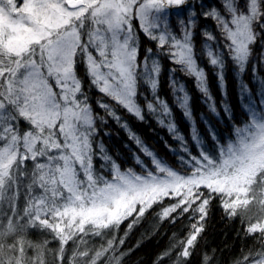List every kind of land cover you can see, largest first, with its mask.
<instances>
[{
  "label": "snow or ice",
  "instance_id": "1",
  "mask_svg": "<svg viewBox=\"0 0 264 264\" xmlns=\"http://www.w3.org/2000/svg\"><path fill=\"white\" fill-rule=\"evenodd\" d=\"M202 21H212V30L201 32ZM194 35L213 42L204 47L221 82L226 58L244 73L255 45L264 44V0H217L215 6L200 0H0V208H8L0 212V264H47L48 241L27 240L28 229L53 234L59 242L56 264H120L123 239L115 232L135 213L131 229L164 198L176 203L162 218L179 209L195 219L179 241L175 264L192 255L217 199L225 215L240 217L244 231L258 241L233 264H264V95L258 105L250 101L243 124L224 142L217 140L214 154L201 147L198 156L182 158L190 165L186 175L134 134L152 157L151 169H122L97 143L107 121L93 103L118 123L108 101L142 120L141 83L153 95L147 110L159 113L165 125L171 112L157 95L162 57L193 76L211 100ZM141 36L154 45L143 48ZM91 89L102 98L93 101ZM247 91L241 83V92ZM180 103L191 119L186 93ZM166 126L187 152L175 123L167 120ZM193 139L201 143L195 129ZM97 157L104 161L99 167ZM86 237L104 242L93 247ZM70 242L75 248L69 256ZM212 259L205 254L202 264Z\"/></svg>",
  "mask_w": 264,
  "mask_h": 264
},
{
  "label": "trees",
  "instance_id": "2",
  "mask_svg": "<svg viewBox=\"0 0 264 264\" xmlns=\"http://www.w3.org/2000/svg\"><path fill=\"white\" fill-rule=\"evenodd\" d=\"M200 2L205 6H215L217 0H200ZM197 10L199 11V9ZM176 19V17H172L173 21ZM205 29L212 30V21H202L200 31ZM141 40L143 48L154 45V42L144 40L143 36H141ZM194 42L197 63L207 77L211 100L200 91L193 76L186 74L180 70L179 66L162 57L157 95L168 105L171 112L170 117L166 118L165 125L159 122V113L153 114L147 110L146 104L153 100V95L151 89L144 83L139 85L137 96V102L143 110L144 119L142 120L123 107L108 101L120 117L118 123L93 103L95 110L104 115V119L107 121L99 127L97 143L103 144L107 154L122 169L132 168L141 172L145 167L148 169L153 167L151 165L152 157L147 156L141 145L132 138V134H134L143 147L147 148L154 156L186 175L189 167L182 158L189 159V153L192 156H198L201 147L214 154L217 140L220 142L227 140L232 135L233 128L242 125L245 121L249 99L251 98L255 105L259 104L258 95L264 93V52L261 51L264 44L255 45L254 55L244 73L238 72L232 62L226 58L224 80L221 82L218 79L217 69L208 62L204 47L205 43L213 42H205L202 36L195 35ZM216 50H220L218 42ZM78 74L82 78L85 77L83 65L79 66ZM241 83L247 86V92H241ZM179 88H183L184 91L178 92ZM185 93L188 97V109L192 114L191 119L185 117L184 108L180 103V97ZM89 95L93 101L102 98V94L96 92L95 89H91ZM103 99L107 100L106 97ZM210 105H215V112L211 110ZM167 120L175 123L177 132L184 138L187 152L184 151L181 141L169 132L166 126ZM193 129L199 137L200 144H197L193 139ZM137 159L141 161V164H137ZM94 162L98 167L104 164V161L99 157ZM101 170L105 173L108 171L107 168ZM175 203L176 199L164 198L162 201L154 203L144 216L133 224L131 229L128 228V225L135 219V213L120 225L119 230L115 232L117 240L123 239V244L119 248V252L123 253L120 264H175L176 252L181 247L179 241L187 237L191 225L195 223V219L192 218L193 213L187 212L181 215L179 209L169 217L162 218L163 210ZM210 208L209 216L203 222L204 231L198 237L197 246L191 250L192 255L183 264H202V257L205 254L213 258L212 264H233L234 260L249 249L258 246L256 238L247 235L244 231L245 225L241 223V218L227 217L220 207L218 199L212 202ZM6 211H8L7 205L0 208V212ZM25 235L27 240L33 243H43L47 240V249L52 250L46 255L47 264H56L54 252L58 248L59 242L53 239V234L46 230L41 232L37 229H28ZM110 238V234L105 237V239ZM86 239L93 247H99L104 242L100 237H86ZM174 245L175 248H173ZM73 248L75 245L70 242L67 250L69 256ZM28 251L31 255L32 249L29 248ZM166 252H170V255H164Z\"/></svg>",
  "mask_w": 264,
  "mask_h": 264
},
{
  "label": "rangeland",
  "instance_id": "3",
  "mask_svg": "<svg viewBox=\"0 0 264 264\" xmlns=\"http://www.w3.org/2000/svg\"><path fill=\"white\" fill-rule=\"evenodd\" d=\"M262 95H264V93H263V94H259V95H258V97H259V100H261V98H262ZM250 101L252 102V104H254V105H255V103L252 101V99H251V98L249 99V102H250ZM247 110H248V107H247ZM188 167H190V165H188Z\"/></svg>",
  "mask_w": 264,
  "mask_h": 264
}]
</instances>
